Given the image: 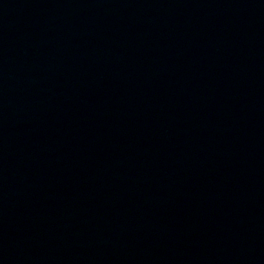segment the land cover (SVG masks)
Instances as JSON below:
<instances>
[{
    "label": "water",
    "instance_id": "obj_1",
    "mask_svg": "<svg viewBox=\"0 0 264 264\" xmlns=\"http://www.w3.org/2000/svg\"><path fill=\"white\" fill-rule=\"evenodd\" d=\"M0 264H264V0H0Z\"/></svg>",
    "mask_w": 264,
    "mask_h": 264
}]
</instances>
